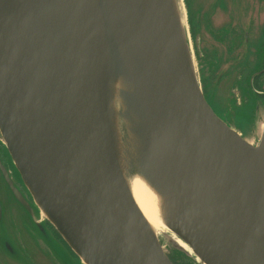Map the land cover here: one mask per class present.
I'll return each instance as SVG.
<instances>
[{
    "label": "water",
    "instance_id": "water-1",
    "mask_svg": "<svg viewBox=\"0 0 264 264\" xmlns=\"http://www.w3.org/2000/svg\"><path fill=\"white\" fill-rule=\"evenodd\" d=\"M121 76L176 239L147 223L113 150ZM0 141L35 217L85 264H173L159 234L198 264H264V124L251 143L207 102L182 0H0Z\"/></svg>",
    "mask_w": 264,
    "mask_h": 264
},
{
    "label": "flooded vegetation",
    "instance_id": "flooded-vegetation-1",
    "mask_svg": "<svg viewBox=\"0 0 264 264\" xmlns=\"http://www.w3.org/2000/svg\"><path fill=\"white\" fill-rule=\"evenodd\" d=\"M197 2L184 0L190 12V41L202 92L229 126L231 122L221 116V110L233 114L237 123L254 124L249 129L261 133L264 0H252L253 5L247 0ZM198 8L206 10L203 16ZM215 13L220 17L213 20ZM9 181L21 196L14 194ZM31 208L38 215L32 196L0 141V264H83L56 228L48 220L37 219Z\"/></svg>",
    "mask_w": 264,
    "mask_h": 264
},
{
    "label": "bare ground",
    "instance_id": "bare-ground-1",
    "mask_svg": "<svg viewBox=\"0 0 264 264\" xmlns=\"http://www.w3.org/2000/svg\"><path fill=\"white\" fill-rule=\"evenodd\" d=\"M197 1V3H206L210 0ZM247 1L253 5L252 0ZM253 9L258 11L255 6H252ZM133 88V83L123 76L113 77L110 83L108 119L113 150L128 190L147 223L157 232L168 233L176 239L167 226L173 202L167 194L162 193L161 189L158 190L152 180L146 149L148 138L145 137L147 134L143 119L139 110L129 106ZM177 241L193 254L184 242Z\"/></svg>",
    "mask_w": 264,
    "mask_h": 264
},
{
    "label": "rangeland",
    "instance_id": "rangeland-1",
    "mask_svg": "<svg viewBox=\"0 0 264 264\" xmlns=\"http://www.w3.org/2000/svg\"><path fill=\"white\" fill-rule=\"evenodd\" d=\"M184 8L186 10V6L184 3V0H182ZM188 4V3H187ZM192 3L190 4L189 8L191 10L192 8ZM201 15L203 16L206 12V10L202 9V8H198ZM189 10V11H190ZM187 13V11H186ZM189 17H190V12L187 13V24H188V30L189 29ZM220 17L218 15V13H215V15L212 17L213 20H215L216 18ZM192 21V20H190ZM220 22H222V19L219 20ZM219 106V104H217ZM224 112V113H221ZM221 116H223L226 120H228V122H231V126L233 128H236L237 131L242 135H247V139L251 142V143H256L260 140V134L258 132V130H251L249 129V127H253L254 124H241V123H237L234 119H233V114H230L229 111H222L221 110ZM242 135V136H243ZM159 239L162 243V245L164 246L165 251L167 252V254L169 255V257L171 258V260H173V262L175 264H198L195 259L193 257H190L184 253H181L179 251H177L176 249H174V247L172 246V244L164 237H161V235L159 234Z\"/></svg>",
    "mask_w": 264,
    "mask_h": 264
}]
</instances>
